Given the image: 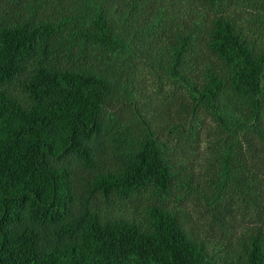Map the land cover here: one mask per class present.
I'll use <instances>...</instances> for the list:
<instances>
[{"label": "trees", "instance_id": "obj_1", "mask_svg": "<svg viewBox=\"0 0 264 264\" xmlns=\"http://www.w3.org/2000/svg\"><path fill=\"white\" fill-rule=\"evenodd\" d=\"M0 264H264V0H0Z\"/></svg>", "mask_w": 264, "mask_h": 264}, {"label": "rangeland", "instance_id": "obj_2", "mask_svg": "<svg viewBox=\"0 0 264 264\" xmlns=\"http://www.w3.org/2000/svg\"><path fill=\"white\" fill-rule=\"evenodd\" d=\"M140 86L139 92L142 95V98H140L141 104H144V110L155 112V114H158V108L157 105L160 104L165 100L163 99V96L158 89V85L155 83V80H153L152 76L149 75H143L140 77ZM197 161V166H202L203 169L208 170V159L206 157L203 158H197L193 160V163ZM206 170L204 172H206ZM208 173V174H207ZM217 171L209 170L207 171V175H201V179L205 180V178H211V175L217 178L216 176ZM204 184V183H202ZM207 185V184H205ZM208 193V192H206ZM202 194V193H201ZM201 194L196 193L195 195L183 200L181 202V205L187 207L188 201L191 203V205L194 207L193 209L190 207V217L192 218V222H201L204 218L210 216V210L209 205L207 203V200L205 197L201 196Z\"/></svg>", "mask_w": 264, "mask_h": 264}]
</instances>
